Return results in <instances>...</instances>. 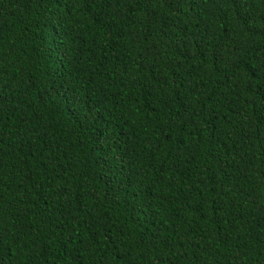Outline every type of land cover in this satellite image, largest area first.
Listing matches in <instances>:
<instances>
[{"label":"trees","instance_id":"obj_1","mask_svg":"<svg viewBox=\"0 0 264 264\" xmlns=\"http://www.w3.org/2000/svg\"><path fill=\"white\" fill-rule=\"evenodd\" d=\"M0 264H264V0H0Z\"/></svg>","mask_w":264,"mask_h":264}]
</instances>
